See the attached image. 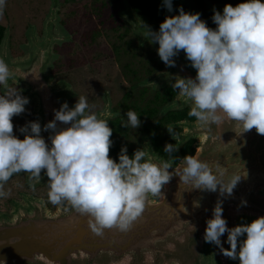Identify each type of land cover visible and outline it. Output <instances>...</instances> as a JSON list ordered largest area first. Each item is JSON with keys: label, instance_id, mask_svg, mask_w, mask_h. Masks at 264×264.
Instances as JSON below:
<instances>
[{"label": "clouds", "instance_id": "clouds-1", "mask_svg": "<svg viewBox=\"0 0 264 264\" xmlns=\"http://www.w3.org/2000/svg\"><path fill=\"white\" fill-rule=\"evenodd\" d=\"M163 7L173 12V0H162ZM6 0H0V14ZM210 28L199 13L186 12L167 16L159 30L146 24L143 35L168 68L176 67L175 57L183 51L196 76H171L173 90L192 102L188 115L200 125H221L225 118L236 122L242 133L255 129L264 135V0H243L233 6L226 4L221 13L214 10ZM12 71L0 59V197L9 193L4 185L21 172L29 180L47 176L48 200L53 205L67 203L82 216L91 217L89 226L95 235L104 229L126 231L145 210L148 194L160 196L173 176L182 186L208 192L219 191L220 197H230L241 179L228 181L224 173L214 174L205 162L186 155L182 168L169 161L154 163L138 148L133 155L123 146L118 161L110 156L113 129L107 120L99 118L94 105L85 96H78L74 107L64 102L54 109V118L41 126L38 120L28 121L14 133L13 117L25 112L30 101L18 87L9 86ZM125 128L141 125L138 114L129 109ZM174 138V129L167 126ZM42 131L49 133V144ZM175 139V138H174ZM178 144L167 143L164 152L169 157L178 151ZM34 188V185L32 186ZM246 205L247 201H242ZM223 201L218 198L213 216L206 222L204 241L215 244L227 258L239 264H264V216L251 223L229 228L223 216ZM198 206V204H197ZM227 233L229 248L221 237ZM243 237V239H241Z\"/></svg>", "mask_w": 264, "mask_h": 264}, {"label": "water", "instance_id": "water-1", "mask_svg": "<svg viewBox=\"0 0 264 264\" xmlns=\"http://www.w3.org/2000/svg\"><path fill=\"white\" fill-rule=\"evenodd\" d=\"M205 3L212 13L214 10L222 13L229 4L212 0ZM123 5L125 18L134 31L144 42L148 41L143 36L146 28L142 25L159 29L148 25L130 0H124ZM57 7L58 0H53L42 37L33 28L29 32L26 55L12 56L7 30L0 43V59L12 71L9 86L14 82L22 85L19 90L29 98V103L35 102L36 117L42 128L54 118V109L69 101L74 93L70 85L53 82L51 73L54 47L67 38ZM149 44L160 62L158 43ZM174 59L176 67L165 65L150 82L171 84L174 83L171 76L177 74L196 76V69L190 66L183 51ZM181 103L192 104L181 95L169 107L181 106ZM185 125L189 134L198 138L195 158L207 163L214 174L223 172L225 181L241 176L232 196L220 197L219 191L182 186L179 177L173 176L160 196L148 194L144 212L128 230L104 229L103 235L98 236L89 226L91 217L80 215L67 203L51 209L44 198L25 192L21 200L12 201L11 212L0 210V264H239L238 259L225 257L215 244L204 241L206 222L212 218L218 198L223 201V216L229 228L264 216V135L255 129L242 133V128L227 118L219 126L200 125L197 121ZM41 134L51 144L49 133L42 131ZM145 148L154 163L165 161L151 141ZM170 163V172L183 167L181 162L177 166ZM41 175V179L32 181L47 183V176L43 172ZM245 200L247 204L242 205ZM221 241L225 248L230 247L226 242L227 233Z\"/></svg>", "mask_w": 264, "mask_h": 264}, {"label": "rangeland", "instance_id": "rangeland-1", "mask_svg": "<svg viewBox=\"0 0 264 264\" xmlns=\"http://www.w3.org/2000/svg\"><path fill=\"white\" fill-rule=\"evenodd\" d=\"M52 2L53 0H6L0 14V24L9 32L10 50L14 58L26 55L25 47L29 43L32 28L42 37ZM57 8L59 22L67 38L54 47L55 58L51 73L53 82H63L72 87L74 93L69 101H77L83 91L94 97L92 100L99 99L97 94L104 87L99 88L96 81L103 78H107V88L111 92L121 95L124 88L121 69L134 66V60L138 63L146 61L149 68L159 63L151 48H141V41L137 39L140 35L125 18L124 5L114 9L112 0H58ZM129 43V47L139 46L138 51H116V48L126 47ZM81 78L87 80L84 89L81 87ZM149 83L152 84L150 81ZM10 86L20 89L22 85L14 82ZM3 91L0 86V94ZM33 120H37L35 102L25 106L24 113L13 117L15 135L23 139L20 127ZM143 126L144 122H141L139 128L131 130L130 139L135 145L142 141ZM4 191L9 194L0 197V210L11 212L14 199L21 200L22 193L25 192L44 197L48 193V184L30 181L27 174L23 173L13 176L4 185Z\"/></svg>", "mask_w": 264, "mask_h": 264}, {"label": "flooded vegetation", "instance_id": "flooded-vegetation-1", "mask_svg": "<svg viewBox=\"0 0 264 264\" xmlns=\"http://www.w3.org/2000/svg\"><path fill=\"white\" fill-rule=\"evenodd\" d=\"M142 47L151 48L148 41H143L142 37L138 36ZM130 43L126 47L116 48L117 52L122 50L123 52L138 51V47L131 46ZM152 54L156 58V52L151 48ZM159 61V60H158ZM135 66V67H134ZM134 66H127L120 70L122 78L121 83L124 87L121 95L111 92L107 88V78L99 79L96 84L99 88L104 89L98 92L97 97L99 99L92 100V96H88L84 91L82 96L87 98L89 105H94V111L99 118L105 119L109 123V127L113 129V135L111 137L112 145L110 148V156L118 161L119 153L123 146H127L128 154L133 155L134 151L138 148L147 152L145 146L153 144L155 151L160 157L165 158V161L173 162L177 166L181 162V158L186 155H195L197 137H192L189 133V129L185 124H189L196 121L195 117H190L188 112L192 106L191 103L183 104L181 106L175 105L169 107L172 102L179 99L181 94L177 90H173L171 84H165L161 81L150 84L149 81L156 76L160 71L165 68V64L160 61L154 65L153 68L147 67L146 61L144 63H138L134 60ZM98 76H100L98 74ZM81 87L86 86L87 80L81 78ZM77 101H67L69 105H75ZM166 108V109H164ZM132 109L134 110L141 122H144L142 128V141L135 145L131 142V127L125 128L122 126L121 121L127 119L126 112ZM104 114L105 117L102 115ZM122 126L125 131H119L118 127ZM167 126H171L174 129V138L169 133ZM125 140V142H124ZM167 143L178 144V151L173 153L174 157H169L164 152V147ZM44 198L49 207L55 208L48 200V195L40 196Z\"/></svg>", "mask_w": 264, "mask_h": 264}, {"label": "trees", "instance_id": "trees-1", "mask_svg": "<svg viewBox=\"0 0 264 264\" xmlns=\"http://www.w3.org/2000/svg\"><path fill=\"white\" fill-rule=\"evenodd\" d=\"M223 1L229 3H241L243 0H212ZM114 9H119L123 6L124 0H112ZM133 9L141 16L144 21L159 29L161 22L169 15L179 14V9L182 7L186 12L199 13L202 20H204L210 28H215L216 25L212 21L214 13L207 8L205 0H173V12H168L163 7L162 0H130ZM6 27L0 24V43L5 35ZM119 131L124 133L125 129L119 125ZM125 142V140H124Z\"/></svg>", "mask_w": 264, "mask_h": 264}]
</instances>
